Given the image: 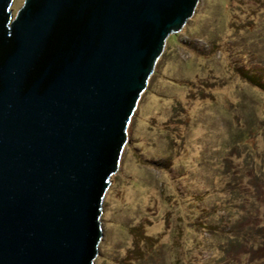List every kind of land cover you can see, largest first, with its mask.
Segmentation results:
<instances>
[{"label":"water","instance_id":"95a60500","mask_svg":"<svg viewBox=\"0 0 264 264\" xmlns=\"http://www.w3.org/2000/svg\"><path fill=\"white\" fill-rule=\"evenodd\" d=\"M199 0H0V264H92L109 177Z\"/></svg>","mask_w":264,"mask_h":264},{"label":"rangeland","instance_id":"374dc122","mask_svg":"<svg viewBox=\"0 0 264 264\" xmlns=\"http://www.w3.org/2000/svg\"><path fill=\"white\" fill-rule=\"evenodd\" d=\"M109 182L92 264H264V0L167 36Z\"/></svg>","mask_w":264,"mask_h":264},{"label":"trees","instance_id":"16d2710c","mask_svg":"<svg viewBox=\"0 0 264 264\" xmlns=\"http://www.w3.org/2000/svg\"><path fill=\"white\" fill-rule=\"evenodd\" d=\"M256 85H260V86H262L261 82H259V83H258V82H256Z\"/></svg>","mask_w":264,"mask_h":264}]
</instances>
